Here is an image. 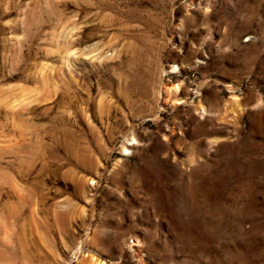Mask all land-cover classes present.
Returning <instances> with one entry per match:
<instances>
[{"label":"rangeland","instance_id":"obj_1","mask_svg":"<svg viewBox=\"0 0 264 264\" xmlns=\"http://www.w3.org/2000/svg\"><path fill=\"white\" fill-rule=\"evenodd\" d=\"M0 264H264V0H0Z\"/></svg>","mask_w":264,"mask_h":264},{"label":"bare ground","instance_id":"obj_2","mask_svg":"<svg viewBox=\"0 0 264 264\" xmlns=\"http://www.w3.org/2000/svg\"><path fill=\"white\" fill-rule=\"evenodd\" d=\"M177 89V88H176Z\"/></svg>","mask_w":264,"mask_h":264}]
</instances>
